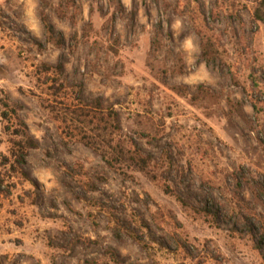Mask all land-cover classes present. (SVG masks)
I'll return each instance as SVG.
<instances>
[{"label": "rangeland", "instance_id": "1", "mask_svg": "<svg viewBox=\"0 0 264 264\" xmlns=\"http://www.w3.org/2000/svg\"><path fill=\"white\" fill-rule=\"evenodd\" d=\"M0 264H264V0H0Z\"/></svg>", "mask_w": 264, "mask_h": 264}, {"label": "trees", "instance_id": "2", "mask_svg": "<svg viewBox=\"0 0 264 264\" xmlns=\"http://www.w3.org/2000/svg\"><path fill=\"white\" fill-rule=\"evenodd\" d=\"M257 19L259 21H263V19L261 17H258ZM46 29L50 33H53V30H52L51 27L46 26ZM96 103H97V106L101 109V107H102L101 101L100 100H96ZM21 125H22V129L23 130H22L21 134H20V132H18V134H16V135H18V137H20V139H22V141H19V142L13 141L12 142L11 153H12V155L15 156L16 155V151H18V153H20V156H19L20 162H24V159L27 156L28 151L33 150V149H37L38 144L30 136L27 126L24 123H22ZM115 127H116V129H119L118 121H117L116 118H115ZM86 144L90 145L88 143H86ZM15 147H16V149H15Z\"/></svg>", "mask_w": 264, "mask_h": 264}]
</instances>
